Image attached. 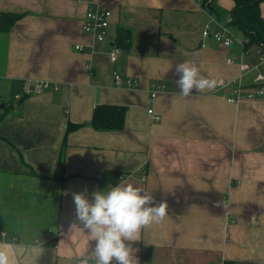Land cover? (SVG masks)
Returning a JSON list of instances; mask_svg holds the SVG:
<instances>
[{"label": "crops", "instance_id": "0c3cea01", "mask_svg": "<svg viewBox=\"0 0 264 264\" xmlns=\"http://www.w3.org/2000/svg\"><path fill=\"white\" fill-rule=\"evenodd\" d=\"M214 5L226 18L234 1ZM89 7L111 14L103 43L82 29ZM259 10L264 19V2ZM0 12L23 15L0 33V244L13 246V264H80L96 242L73 193L91 201L120 183L168 205L126 242L139 264L143 248L147 264H264L262 44L232 27L229 48L203 39L224 20L200 0H0ZM185 61L216 87L182 96L175 67ZM233 82L252 97L230 102ZM102 104L126 108L121 130L91 127ZM69 123L79 126L66 134Z\"/></svg>", "mask_w": 264, "mask_h": 264}, {"label": "clouds", "instance_id": "9594fccd", "mask_svg": "<svg viewBox=\"0 0 264 264\" xmlns=\"http://www.w3.org/2000/svg\"><path fill=\"white\" fill-rule=\"evenodd\" d=\"M176 85L180 94L189 96L193 90L203 92L216 87V81L200 74V69L189 61L176 65ZM76 218L82 224L95 247L88 250L80 264H139L131 243L139 241L140 230L153 223H160L167 214L168 205L157 203L152 195L132 184L120 183L107 191L92 193L87 190L73 193ZM10 244H0V264H13Z\"/></svg>", "mask_w": 264, "mask_h": 264}, {"label": "trees", "instance_id": "16d2710c", "mask_svg": "<svg viewBox=\"0 0 264 264\" xmlns=\"http://www.w3.org/2000/svg\"><path fill=\"white\" fill-rule=\"evenodd\" d=\"M234 6L229 12L231 22L229 27L236 28L247 40L248 45L262 44L264 47V19L260 16V4L264 0H233ZM207 0H202L201 5L204 9L217 15L218 20L225 19V15L215 7V0L207 5ZM23 17L21 14L0 12V33H8L14 24ZM120 48L119 42L114 43ZM23 99L17 104H21ZM5 110V107L3 108ZM126 108L114 105H97L93 109L90 125L98 131H119L123 128L124 115ZM79 125L69 123L66 128V134ZM2 226L0 224V232ZM51 244V245H50ZM50 246H54V242H50ZM47 245V244H46ZM142 264H147L150 260V252L143 248L140 253Z\"/></svg>", "mask_w": 264, "mask_h": 264}, {"label": "built area", "instance_id": "2783aa9c", "mask_svg": "<svg viewBox=\"0 0 264 264\" xmlns=\"http://www.w3.org/2000/svg\"><path fill=\"white\" fill-rule=\"evenodd\" d=\"M202 0H200L201 2ZM212 2V0H207V5H209ZM207 11L206 9H204ZM110 12L106 9L99 8V7H89L86 15H85V21L83 22V31L86 34H89L93 36V39L97 43H103L107 40V28L109 26V18H110ZM231 22V18L228 16L224 19L223 23H219L217 26V30L211 31L208 26H205L203 31H202V38L207 40V39H213L215 42L218 44L222 45L225 48H229L233 42H234V37L233 35L229 32V23ZM120 55V50L118 47L115 45H112L111 51H110V60L114 61L118 56ZM227 63H233V60L228 59ZM249 68V65L247 64H241L240 69L242 71H246ZM113 82L115 85H119L121 82V76L118 72H113ZM264 83V74L263 73H257L254 79V84L260 85ZM130 85V83H128ZM226 83L222 80L218 81V86H225ZM48 88V83L43 82V83H37L33 89L32 92L35 95H38L42 93L43 90ZM232 97L230 98V102L234 103L237 100L241 99L242 97H252V94L247 92L244 88L238 84V82H233V87H232ZM256 94L259 96L263 95V90L260 87H257L255 90ZM155 93H152V96H154ZM22 96L16 95L14 97V100L16 102L21 101ZM149 114L152 113V110L148 111ZM155 120H158V117H154ZM121 179V177H119ZM4 236V234H2ZM45 240H48V236L44 235ZM38 243V240L36 241Z\"/></svg>", "mask_w": 264, "mask_h": 264}, {"label": "rangeland", "instance_id": "374dc122", "mask_svg": "<svg viewBox=\"0 0 264 264\" xmlns=\"http://www.w3.org/2000/svg\"><path fill=\"white\" fill-rule=\"evenodd\" d=\"M2 90H1V88H0V92H1Z\"/></svg>", "mask_w": 264, "mask_h": 264}]
</instances>
